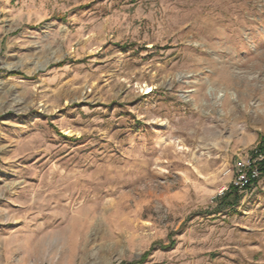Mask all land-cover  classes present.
<instances>
[{"label":"rangeland","instance_id":"1","mask_svg":"<svg viewBox=\"0 0 264 264\" xmlns=\"http://www.w3.org/2000/svg\"><path fill=\"white\" fill-rule=\"evenodd\" d=\"M262 135L264 0H0V264H264Z\"/></svg>","mask_w":264,"mask_h":264},{"label":"built area","instance_id":"2","mask_svg":"<svg viewBox=\"0 0 264 264\" xmlns=\"http://www.w3.org/2000/svg\"><path fill=\"white\" fill-rule=\"evenodd\" d=\"M263 159L264 149L256 148L250 156L237 164L232 184L239 192L249 190L255 182L261 179L263 170L260 164Z\"/></svg>","mask_w":264,"mask_h":264},{"label":"trees","instance_id":"3","mask_svg":"<svg viewBox=\"0 0 264 264\" xmlns=\"http://www.w3.org/2000/svg\"><path fill=\"white\" fill-rule=\"evenodd\" d=\"M257 148H263L264 149V135L261 136L260 141L257 145ZM261 169L263 170L262 173V177L264 176V159L261 162ZM261 177V178H262ZM258 183L255 182L251 187L256 186ZM242 198V194L237 190V188L235 186H233V184H230L228 186V188L222 193V195L218 196L216 198V206L214 207V209H212L211 211H209V214H219L220 212L226 210V209H231V208H235L238 204L239 201ZM144 257H142L141 260H143ZM140 261H134L132 263L129 264H139Z\"/></svg>","mask_w":264,"mask_h":264},{"label":"bare ground","instance_id":"4","mask_svg":"<svg viewBox=\"0 0 264 264\" xmlns=\"http://www.w3.org/2000/svg\"><path fill=\"white\" fill-rule=\"evenodd\" d=\"M38 68H43V67L39 65Z\"/></svg>","mask_w":264,"mask_h":264}]
</instances>
